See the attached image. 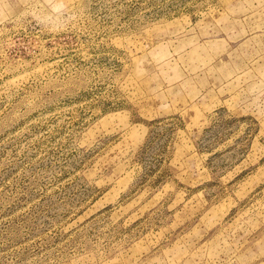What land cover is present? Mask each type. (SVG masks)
Listing matches in <instances>:
<instances>
[{
  "label": "rangeland",
  "instance_id": "374dc122",
  "mask_svg": "<svg viewBox=\"0 0 264 264\" xmlns=\"http://www.w3.org/2000/svg\"><path fill=\"white\" fill-rule=\"evenodd\" d=\"M0 264H264V0H0Z\"/></svg>",
  "mask_w": 264,
  "mask_h": 264
}]
</instances>
